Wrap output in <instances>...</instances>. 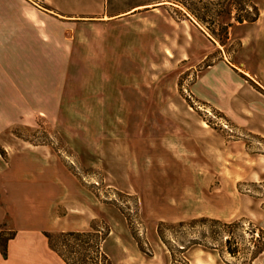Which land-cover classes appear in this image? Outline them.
<instances>
[{"label": "rangeland", "instance_id": "1", "mask_svg": "<svg viewBox=\"0 0 264 264\" xmlns=\"http://www.w3.org/2000/svg\"><path fill=\"white\" fill-rule=\"evenodd\" d=\"M255 2L262 15L255 30L232 20L228 39L211 42L187 19L191 8L252 11L250 0H62L70 12L61 14L73 16L82 36L94 33L99 50L119 47V69L142 71L144 97L94 107L70 92L58 120L1 132L0 181L13 158L30 168L20 177L7 172L0 191L10 190L11 201L30 196L36 227L79 230L80 220L92 217L102 234L114 230L105 246L114 264H125L116 238L126 227L143 252L136 259L129 250L136 264H264V255L253 259L264 247V139L236 129L193 90L220 62L264 86V40L255 42L264 32V0ZM102 36L117 41L105 45ZM233 80L221 67L203 75L214 86ZM238 97L258 100L246 91ZM94 236L62 250L75 262L106 264L86 250L84 242L101 234Z\"/></svg>", "mask_w": 264, "mask_h": 264}, {"label": "crops", "instance_id": "2", "mask_svg": "<svg viewBox=\"0 0 264 264\" xmlns=\"http://www.w3.org/2000/svg\"><path fill=\"white\" fill-rule=\"evenodd\" d=\"M62 5V0H0V133L15 126H32L40 118L58 120L70 92L73 101H87L88 106L94 103V107H97L98 102L104 107H126L129 102L144 97L142 71L119 69L121 60L115 52L119 47L108 46L107 49L99 50L95 46V34L82 36L80 24L73 16L61 14L70 12L64 11ZM261 20L260 13L257 22L243 26L250 25L255 30ZM101 38L105 39L101 41L105 45L109 43L108 40L110 43L117 41V37L102 36L98 39ZM262 40L264 32L261 40L255 41L256 46ZM130 61L138 64L136 59L130 58ZM217 67L234 78L232 83L221 87L223 83L214 86L203 82V75ZM261 74L264 78V72ZM83 76H87L85 86H81L84 83ZM153 90L148 89L147 92L153 94ZM193 90L200 101L224 114L225 119L234 124L236 129L264 139V86L257 88L248 83L244 75L220 62L209 66L198 77ZM242 91L256 96L257 103L243 102L238 97ZM11 161L3 168L9 174L15 173V176L20 177L22 172L30 168L20 165L17 159ZM7 172L0 186H3L1 182L5 183L3 178L9 176ZM10 182L7 186H11ZM18 182L22 186L26 185L22 180ZM9 192L6 188L0 191V235L13 231L14 237L8 241L6 257L0 250V264H67L50 248L45 232L68 231L36 227L38 214L33 215L31 209L26 207L31 203V197H19L11 201L13 198ZM70 215H58L57 218L65 220ZM90 218L80 220L79 230L70 231H89ZM114 236L115 231L112 230L102 245V251L111 264L114 263L105 246L107 240ZM116 248L122 254L120 261L125 264L137 262L130 254H134L136 259L143 257V252L127 227L116 238Z\"/></svg>", "mask_w": 264, "mask_h": 264}, {"label": "trees", "instance_id": "3", "mask_svg": "<svg viewBox=\"0 0 264 264\" xmlns=\"http://www.w3.org/2000/svg\"><path fill=\"white\" fill-rule=\"evenodd\" d=\"M241 1V0H240ZM252 2L251 9L252 11H249L247 9H240V8H234L229 7L227 9L223 10H212L210 8L206 9H196L191 8L190 13L193 15L192 17L187 16V19L195 26L199 27L201 29V32L211 41L215 42L217 41L215 38H218L219 41L227 40L229 37V30L234 27V24L232 23V20H234L238 25L243 24H253L257 22V20L260 17V11L259 8L255 2V0H250ZM179 2V1H177ZM196 19V20H195ZM214 20V19H221L218 24H215L213 21L209 23L207 20ZM229 20L230 22H227ZM197 21V23H195ZM236 24V25H237ZM90 231L87 232H76V231H68V232H45V237L47 238L50 248L55 251L67 264H91L88 260L86 261H73L69 256L62 250L63 248H66L68 245V242L70 240H74L76 242L83 243V238H91L95 237L94 235L101 236L97 237V241L95 243H89L84 242L87 251L92 252L93 254H96L97 256H100L103 261H105L106 264H111V261L109 258L104 254L102 251V245L107 239V237L110 234V231L102 234L99 230L96 229V227L93 224H90ZM263 231V230H262ZM160 235V233H159ZM14 237V234L5 237V234L0 235V250L4 257L7 256V244L10 239ZM75 246L80 247L78 243H76ZM75 246H72L71 248L74 250L73 253H77L78 251L75 250ZM264 252V247L253 257V259L257 258L260 254ZM233 255H236L235 251L231 252ZM72 254V251H71ZM86 259L87 256H85ZM97 264V263H92Z\"/></svg>", "mask_w": 264, "mask_h": 264}, {"label": "built area", "instance_id": "4", "mask_svg": "<svg viewBox=\"0 0 264 264\" xmlns=\"http://www.w3.org/2000/svg\"><path fill=\"white\" fill-rule=\"evenodd\" d=\"M224 127H225V128H228V126H227V125H224Z\"/></svg>", "mask_w": 264, "mask_h": 264}]
</instances>
